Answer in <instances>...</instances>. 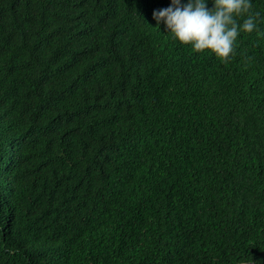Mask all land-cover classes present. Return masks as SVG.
Wrapping results in <instances>:
<instances>
[{
  "label": "trees",
  "instance_id": "1",
  "mask_svg": "<svg viewBox=\"0 0 264 264\" xmlns=\"http://www.w3.org/2000/svg\"><path fill=\"white\" fill-rule=\"evenodd\" d=\"M170 2L0 0V264H264V35Z\"/></svg>",
  "mask_w": 264,
  "mask_h": 264
},
{
  "label": "clouds",
  "instance_id": "2",
  "mask_svg": "<svg viewBox=\"0 0 264 264\" xmlns=\"http://www.w3.org/2000/svg\"><path fill=\"white\" fill-rule=\"evenodd\" d=\"M152 18L156 27L163 25L193 51L210 52L224 62L242 34L264 35L259 28L264 13L254 9L253 0H171L168 7L154 10Z\"/></svg>",
  "mask_w": 264,
  "mask_h": 264
}]
</instances>
